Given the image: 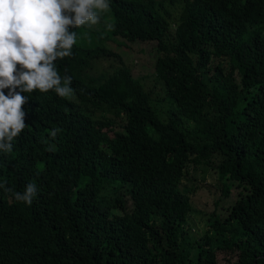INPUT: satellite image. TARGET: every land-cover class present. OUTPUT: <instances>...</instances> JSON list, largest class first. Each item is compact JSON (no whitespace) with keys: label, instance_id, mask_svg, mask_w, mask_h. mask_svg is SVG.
Returning <instances> with one entry per match:
<instances>
[{"label":"trees","instance_id":"trees-1","mask_svg":"<svg viewBox=\"0 0 264 264\" xmlns=\"http://www.w3.org/2000/svg\"><path fill=\"white\" fill-rule=\"evenodd\" d=\"M100 11V27L74 29L73 55L55 63L74 99L38 91L0 152L12 189L0 188V264H220V252L264 264V0H110ZM138 40L157 43L164 96L126 68L118 46ZM200 164L221 194L197 237L186 224L202 213L197 188L184 180ZM29 183L30 206L13 195Z\"/></svg>","mask_w":264,"mask_h":264},{"label":"clouds","instance_id":"clouds-1","mask_svg":"<svg viewBox=\"0 0 264 264\" xmlns=\"http://www.w3.org/2000/svg\"><path fill=\"white\" fill-rule=\"evenodd\" d=\"M106 9L110 0H0V152L10 153L14 139L27 127L22 109L38 91L52 90L61 98L74 99L71 77L61 76L55 63L66 65L64 58L73 55L74 29L81 25L98 29L100 10ZM107 28L114 30V25ZM59 131L53 130L51 136ZM5 184L0 182V188L11 192ZM13 195L30 206L37 187L29 183Z\"/></svg>","mask_w":264,"mask_h":264},{"label":"rangeland","instance_id":"rangeland-1","mask_svg":"<svg viewBox=\"0 0 264 264\" xmlns=\"http://www.w3.org/2000/svg\"><path fill=\"white\" fill-rule=\"evenodd\" d=\"M156 46L157 43L154 41H139L127 47L124 45L118 47L123 53V60L125 64H127L126 68L129 67L135 77L143 78L146 86L154 89L157 98H159V96H164V90L162 84L159 83L154 75V65L157 55L155 50ZM163 104L166 105L164 102ZM217 180L218 174H216L215 170L204 164H200L194 168L188 179L184 180L188 188H197V192L192 195V201L197 210L202 211V213H194L186 223L187 227H190L192 233L197 237H200L205 229L209 228L206 214L216 209L215 199L221 194V192L217 191L215 188V183L218 184ZM233 192V196L227 200L221 201L218 206V212L223 216L228 213L227 208L236 197L237 189H233ZM205 212L206 214L204 215L203 213ZM218 260L220 264L227 263L223 252L219 253Z\"/></svg>","mask_w":264,"mask_h":264}]
</instances>
